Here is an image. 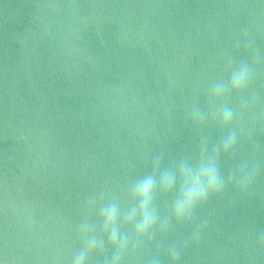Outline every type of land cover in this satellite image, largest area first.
<instances>
[{
    "label": "water",
    "instance_id": "obj_1",
    "mask_svg": "<svg viewBox=\"0 0 264 264\" xmlns=\"http://www.w3.org/2000/svg\"><path fill=\"white\" fill-rule=\"evenodd\" d=\"M241 62L257 99L216 101L241 139L219 158L222 189L161 237L176 264H264V0H0V264H70L99 191L122 195L153 157L218 142L228 126L189 112L208 113V86ZM247 157L256 173L241 188ZM154 255L149 244L124 264Z\"/></svg>",
    "mask_w": 264,
    "mask_h": 264
},
{
    "label": "clouds",
    "instance_id": "obj_2",
    "mask_svg": "<svg viewBox=\"0 0 264 264\" xmlns=\"http://www.w3.org/2000/svg\"><path fill=\"white\" fill-rule=\"evenodd\" d=\"M253 78L251 63L231 64L227 78L211 83L206 93L211 101L208 113L199 108L189 112L196 126L215 120L228 126L218 142L208 144L201 140L195 151L174 157L164 164L161 157H153L146 170L131 177L123 186L122 195L106 198L103 190L87 201L86 206L93 216L85 218L76 230L82 238V246L73 254L70 264H86L90 253L111 249L104 264H124L125 255H133L149 244H154L161 255H154L148 264H176L181 249L176 243L163 244L161 237L173 222L180 223L190 218L194 209L211 194L224 186L219 168V158L230 155L241 139L240 130L232 127L237 112L228 103H216L231 92L248 91L240 97V108L255 102L256 95L250 89ZM256 173V162L241 158L234 176L241 188L247 187Z\"/></svg>",
    "mask_w": 264,
    "mask_h": 264
}]
</instances>
